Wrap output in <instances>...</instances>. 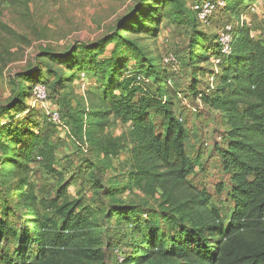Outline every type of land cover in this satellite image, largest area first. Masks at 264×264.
I'll return each instance as SVG.
<instances>
[{"label": "trees", "instance_id": "trees-1", "mask_svg": "<svg viewBox=\"0 0 264 264\" xmlns=\"http://www.w3.org/2000/svg\"><path fill=\"white\" fill-rule=\"evenodd\" d=\"M255 1L228 0L224 11L229 15L232 10H248ZM153 24L145 29H154ZM194 25L200 27L196 14ZM218 39L219 33L206 47V53L199 56L205 61L212 59L214 64L220 59L215 64L219 68L215 73L218 82L209 84L206 90L194 86L193 93L226 119L224 143L216 147V153L230 177L226 196L233 208L227 220L218 207L211 205L212 196L189 178L196 167L186 151L188 132L175 111L169 75L154 65L129 71L131 66L124 58L133 48L121 43L118 33L101 43L86 44L79 52L71 48L63 53L70 72L80 71L85 65L88 72L98 74L102 83L100 106L89 117H94L97 124L112 117L126 126L120 135L99 143V152L109 163L124 150L129 154L127 191L137 189L146 196L158 197L160 216L170 225L167 245L160 231L159 214L114 205L102 217L106 228L115 214L132 224L134 213L139 222L143 221L137 224L140 235L142 226L145 228L140 244L131 243L127 251L117 248L123 255V264H143L149 258L168 264H264V39L255 38L251 30L240 26L227 54L222 53ZM111 43L115 44L111 53L99 59ZM34 68L20 77L33 82L27 93L31 101L33 86L41 82L49 87L36 73L40 67ZM61 78L57 77L55 90L63 87ZM146 79H153L157 88L147 87ZM19 106L0 111V166L1 170L10 166L7 172L17 180L18 192V201L1 211L0 264L103 262V246L111 245L107 238L110 230L103 231L98 219L93 218L96 212L69 194L72 180L65 178L58 165L59 147L55 141L58 129L63 127L46 113H39L41 103L34 108L28 104ZM57 106V102L51 103L52 110L57 111ZM153 111L162 119H154ZM38 172L58 181L50 213L39 207L34 180ZM218 189L222 192L224 187ZM7 191L11 188L1 181L0 204ZM100 192L110 191L104 188Z\"/></svg>", "mask_w": 264, "mask_h": 264}, {"label": "rangeland", "instance_id": "rangeland-1", "mask_svg": "<svg viewBox=\"0 0 264 264\" xmlns=\"http://www.w3.org/2000/svg\"><path fill=\"white\" fill-rule=\"evenodd\" d=\"M193 1L0 0V111L10 106L17 108L19 104H22L21 108L27 104L34 108L38 102L27 96L33 82L20 77L28 70L35 71L34 67H40L36 73L48 82L49 87L41 82L36 84H42L48 93L47 102L41 104L39 113L49 116L51 103L57 102V111L68 127L58 129L55 141L59 147L58 165L65 178L72 180L69 194L79 199L82 206L96 212L93 218L98 219L103 231L110 230L107 238L111 245L103 246V262L88 264H123L117 258V248L127 251L126 246L131 249V243L138 245L142 242L145 228L142 226L140 235L137 224L141 222L135 213L130 219L132 224L124 222L122 215L115 214L110 217L111 226H104L102 217L108 215L114 205L159 214L163 239L167 245L170 243V225L160 216V199L146 196L137 189L127 191L126 176L130 170L126 151L116 159L113 156L111 163L99 152V143L120 135L126 126L112 117L102 120L101 124H97L94 117H89L100 106L102 83L96 76L98 74L88 72L85 65L80 71L70 72L64 64L68 58H63V53L71 48L79 52L86 44L101 43L112 34L118 33L121 43L133 48L124 58L131 66L129 71L154 65L159 72L169 75L176 93L172 95L175 111L188 132L186 151L196 167L189 178L212 196L211 205L220 209L225 220L230 216L233 204L226 196L230 177L216 153V147L224 143V133L228 129L226 119L222 112L206 106L193 90L194 86L198 90H206L209 84L218 82L215 73L219 68L212 59L205 61L199 56L206 53V47L213 42L219 29L234 21L242 22L249 30L261 28L264 25V0H256L250 10L236 9L229 15L221 11L205 27L194 25ZM153 19H156L155 24L149 23ZM152 24L154 29H145ZM114 46V43L107 45L105 54L99 59L107 57ZM169 55H174L179 61L177 70L164 63V58ZM58 76L62 77L60 80L64 85L55 90L53 86ZM145 84L152 90L157 88L153 79H146ZM152 116L156 120L162 119L157 111H153ZM9 169L10 166H5L1 170L0 166V182L11 188L10 192L2 195L0 216L3 208L18 201V192L15 191L17 180L7 172ZM34 180L41 211L52 212L50 201L58 188L57 179L38 172ZM219 186L224 187L222 192ZM104 188L110 192H100ZM143 264L168 263L149 258Z\"/></svg>", "mask_w": 264, "mask_h": 264}, {"label": "built area", "instance_id": "built-area-1", "mask_svg": "<svg viewBox=\"0 0 264 264\" xmlns=\"http://www.w3.org/2000/svg\"><path fill=\"white\" fill-rule=\"evenodd\" d=\"M228 0H197L192 5V9L194 10L199 25L202 27H205L206 25L210 24L211 21L216 18V15L224 11ZM254 6H256L254 4ZM254 9V7H253ZM243 26L242 22L235 21L232 23H227L224 25L222 30L219 32V43L221 47V51L223 54L229 53L231 50V45L234 40V34L238 27ZM220 59L215 60V64L219 63ZM164 63L173 69L177 70L179 66V61L174 55H169L164 58ZM47 90L44 88L42 84L36 85L34 89V95H35V103H41L44 104L47 102ZM49 118L52 122H54L58 126H62L63 128H68L65 126L61 120V115L58 111H54L49 108ZM117 258L120 262L124 260L123 255L119 250H117Z\"/></svg>", "mask_w": 264, "mask_h": 264}, {"label": "crops", "instance_id": "crops-1", "mask_svg": "<svg viewBox=\"0 0 264 264\" xmlns=\"http://www.w3.org/2000/svg\"><path fill=\"white\" fill-rule=\"evenodd\" d=\"M258 1H259V0H258ZM255 5H256V4H255ZM250 9H252V8H250ZM250 9H249V10H250ZM259 18H261V16H260ZM251 33H252V35H253L255 38H258V39H264V25H262V27L259 28V29H256V28L252 29V30H251ZM125 158H126L127 161H129V154H127V157H125Z\"/></svg>", "mask_w": 264, "mask_h": 264}]
</instances>
